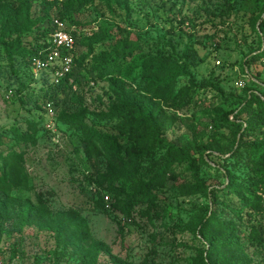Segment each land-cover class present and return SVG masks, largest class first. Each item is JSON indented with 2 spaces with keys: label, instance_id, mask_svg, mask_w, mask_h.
<instances>
[{
  "label": "rangeland",
  "instance_id": "obj_1",
  "mask_svg": "<svg viewBox=\"0 0 264 264\" xmlns=\"http://www.w3.org/2000/svg\"><path fill=\"white\" fill-rule=\"evenodd\" d=\"M14 4L0 9V177L5 170L9 187L0 186V264H264V112L249 101L264 97L263 1ZM11 9L16 27L5 29ZM61 15L76 28L84 64L44 101L43 76L21 57L10 61L2 43L27 24L29 33L8 38L27 47ZM124 42L120 69L105 70ZM149 63H161V74L146 73ZM166 76L168 89L154 90ZM126 105L150 111L156 127L140 129L141 146L153 147L142 158H116L65 119L81 116L128 148L137 141L120 135L117 119L98 117ZM231 109L237 123L226 120ZM247 125L243 143L259 152L239 149ZM232 180L241 196L228 198ZM147 186L156 196L149 208L135 200ZM215 211L228 227L202 231Z\"/></svg>",
  "mask_w": 264,
  "mask_h": 264
},
{
  "label": "trees",
  "instance_id": "obj_2",
  "mask_svg": "<svg viewBox=\"0 0 264 264\" xmlns=\"http://www.w3.org/2000/svg\"><path fill=\"white\" fill-rule=\"evenodd\" d=\"M263 1V9L262 12L264 11V0ZM19 2V0H0V9L1 8H5L7 10V6L15 3L17 4ZM14 4V6H15ZM13 6L12 9H14L15 7ZM12 9L7 13L6 18H5V29L8 28H15L16 27V23L17 20H15V23H13V16H12ZM261 12V13H262ZM60 20L62 22H64V24L66 23V21L64 20V17L61 15L60 16ZM52 23L53 21H49L48 22V26L44 27L42 29H38V31L34 34L33 40L31 45L25 47L21 45V39L20 37L8 42V38L11 39V37L14 34H18L20 36V34H27L29 33V31L32 29V26L29 25H24L22 27V29H20L18 31V33H9L8 35L4 36V40L5 42H3L2 47L4 48L7 57L9 58L10 61H12L13 56H17V57H21L24 60H27L29 65L31 66V58L43 53L47 50H49L50 47V35L52 33ZM67 24V25H66ZM65 25L68 26L67 31L74 36L75 40H76V51H75V62H74V66H73V70L72 72L67 75L59 84H56L55 82H53L52 80V72H43L41 73V75L43 76V82L45 85H47L46 90L48 91V95H47V100L44 101H49L51 99V95L53 93H58L59 91L64 90V88L67 86V84L69 83V81L74 77L77 66H82L84 64V58L80 59V57L78 56V52H79V40H78V34L76 31V28H72V26H70L68 23H66ZM70 24H75V22L71 21ZM264 29V20L261 23V30ZM10 30V29H9ZM11 31V30H10ZM9 31V32H10ZM16 32V31H15ZM110 37H108L106 40L102 41L105 42L107 40H109ZM127 40V39H126ZM121 46V47H120ZM138 45H136L137 47ZM131 47V45L129 44V42H124L123 45H119V46H115L113 47V55H115L113 60H110L108 62H105L104 68L106 69H120V65L118 66V49H122L123 53L125 51H127L126 49H129ZM135 47V48H136ZM93 47L90 49V52L92 51ZM132 53V52H131ZM129 53V54H131ZM264 57V52L263 55L259 56V59ZM258 57L253 58V61H255ZM161 66V63H156V64H152L149 63L146 65L145 67V71L146 73H149V71L151 70H155V72H157L158 74H161L159 71V68ZM167 74H170V71L167 72ZM162 75H165V73H162ZM172 79L168 78L167 76L165 77V80L162 82H159V79H155V81L157 82V85L153 87L154 90H157L159 88V86L168 89V85H170ZM250 104L253 103V105H258L261 109L262 112H264V97L261 95H253L252 98L249 100ZM126 108H123L120 111H112L110 114H102L99 115V119L105 120L107 122L109 121H115L117 119V125H116V130L120 133V135H128L129 138L131 139H135L137 141V143H134L133 145H131L130 147L126 148L121 146L118 143V140L115 138L117 135H108L103 133L102 131H100L98 129V127L96 126H90L88 127L87 125L83 124V120L81 118V116H77V115H71V117H66L65 119L68 120V123L73 124V126H77L79 127V129H85L87 128V133H88V139L90 142H93L94 144H98L101 145L103 147H108L109 152H111L113 154V156H115L118 159L123 160L124 158H127L128 160H133L135 158H142L144 156H146V154L149 153L150 149H152L153 147H143L141 146V144L139 143V140L143 138V134L140 132V129L142 128V126H145L146 129L145 131H154L156 130V127L154 125V121L152 119V115L151 112L148 110H143L144 108L138 107V106H125ZM237 112V109H231L230 111L226 112V120L228 122L229 121V117H233V119L236 117L235 113ZM237 118V117H236ZM235 120V119H234ZM235 123H237V121L235 120ZM100 127V126H99ZM243 127L240 125L238 127V131H242ZM249 132H251V127L249 125H247V129L244 130V132L242 133V137H241V142H240V147L239 149L243 148V147H250L252 149H254L256 152L260 151V147H258L255 143L253 144H244L243 143V138L247 135L249 136ZM246 145V146H245ZM124 152L125 153V157H123L121 155V153ZM239 151H237L236 153H238ZM245 153L247 154V156H251L252 155V151L251 150H245ZM262 158H264V153H262ZM10 160H12L17 166H20L21 164V155L19 156L18 154H14L13 156L10 157ZM260 169H262L264 171V162L262 164H260ZM6 172L4 170L2 176L0 177V186H2L1 190L4 192H9L7 190H9L8 184L6 183ZM227 190H229L228 192V198L233 196V195H239L241 196L239 187H237L236 182L234 180L231 181L230 185L228 186ZM139 196L136 197V204L142 203V204H146L149 207L153 206L156 202V196L152 194L151 190L149 189V187L147 186V188H143V189H139ZM103 197H102V201H103ZM246 202V200H244ZM117 206H121V203L118 202V204H116ZM132 208V205H131ZM230 211L228 212H232L235 214V216L240 217V213L239 211H236L234 209H229ZM108 213V211H106ZM223 226V227H228V225L223 222L220 221L219 216L217 214V212L215 211L214 213H212V217L210 219V221L206 224L202 225V231L208 229L210 226ZM251 236L254 237L256 240L261 241L262 242V232L260 230H258L257 227L253 226L251 229ZM213 264V263H210Z\"/></svg>",
  "mask_w": 264,
  "mask_h": 264
},
{
  "label": "built area",
  "instance_id": "obj_3",
  "mask_svg": "<svg viewBox=\"0 0 264 264\" xmlns=\"http://www.w3.org/2000/svg\"><path fill=\"white\" fill-rule=\"evenodd\" d=\"M76 40L60 19H54L49 50L31 58V68L36 73L52 72V80L59 84L74 66ZM108 200V198H106Z\"/></svg>",
  "mask_w": 264,
  "mask_h": 264
}]
</instances>
